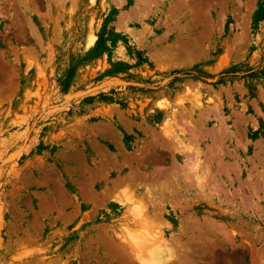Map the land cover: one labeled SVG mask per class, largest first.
I'll return each instance as SVG.
<instances>
[{"label":"rangeland","instance_id":"1","mask_svg":"<svg viewBox=\"0 0 264 264\" xmlns=\"http://www.w3.org/2000/svg\"><path fill=\"white\" fill-rule=\"evenodd\" d=\"M129 198L170 264H264V0H0V264H140Z\"/></svg>","mask_w":264,"mask_h":264},{"label":"bare ground","instance_id":"2","mask_svg":"<svg viewBox=\"0 0 264 264\" xmlns=\"http://www.w3.org/2000/svg\"><path fill=\"white\" fill-rule=\"evenodd\" d=\"M95 1H97V0H92V2H95ZM95 40H96V36H95V34H93V33H91L90 32V35H89V43H90V45L91 46H93L94 45V43H95ZM181 99V98H180ZM191 99V98H190ZM190 99H189V101H190ZM183 99H181V100H179L180 101V103H182L183 101H182ZM194 101H196V103L198 104V106L199 107H197L196 105H195V103H194V105L197 107V108H203V106H202V104H205V102H203V100H202V98H199V97H197V99L196 98H194ZM191 102V101H190ZM218 103V102H217ZM191 104H193V103H191ZM190 104V105H191ZM165 105V104H164ZM182 105H183V103H182ZM202 107H201V106ZM180 106V105H179ZM213 106V105H212ZM222 106V105H221ZM169 107H174V106H172V105H165V106H163V110H166V109H169ZM181 107V106H180ZM187 107V106H186ZM186 107H184V108H186ZM211 107V106H210ZM220 107V106H219ZM178 108V107H177ZM176 108V109H177ZM181 108H183V106L181 107ZM183 108V109H184ZM193 108H195V107H193ZM175 109V110H176ZM180 109V108H179ZM187 109V112H190V111H192L193 109L192 108H190L189 107V110H188V108H186ZM191 109V110H190ZM204 109V108H203ZM171 110V109H170ZM182 110V109H181ZM180 111V110H179ZM183 111L184 110H182V113H183ZM195 111V110H194ZM174 112V111H173ZM181 112V111H180ZM193 112V111H192ZM181 113V114H182ZM186 113V112H185ZM199 113V112H198ZM208 113H209V111H208ZM207 113V114H208ZM174 114V113H173ZM176 114V113H175ZM180 114V113H179ZM178 114V115H179ZM181 114H180V116H181ZM188 114V113H187ZM189 114H191V113H189ZM172 115V114H171ZM177 115V116H178ZM182 115H184V114H182ZM173 116V115H172ZM175 116V115H174ZM179 116V117H180ZM178 117V118H179ZM182 117V116H181ZM186 115H184V119L186 120ZM176 118V117H175ZM191 118V117H190ZM177 119V118H176ZM194 118H192V120H193ZM197 119H198V117H197ZM163 120V119H162ZM172 120V119H171ZM174 120V119H173ZM180 120V119H179ZM181 120H183V118L181 119ZM196 120V119H195ZM194 120V121H195ZM197 121V120H196ZM168 122V121H167ZM166 122V123H167ZM172 122V121H171ZM198 122V121H197ZM169 123V122H168ZM190 123V122H189ZM199 123H202V126L201 127H203L204 125H203V122H199ZM165 124V123H164ZM168 126H169V124H168ZM195 126V125H194ZM227 126V125H226ZM166 127V126H165ZM165 127H164V129H162L163 131H164V135H163V133H162V135L163 136H165V134H168V132H171V131H167V130H165ZM200 127V128H201ZM205 127V126H204ZM207 127V126H206ZM205 127V128H206ZM193 128V125L191 126V129ZM195 128V127H194ZM204 128V129H205ZM223 129V128H222ZM228 129V128H227ZM193 130V129H192ZM191 130V131H192ZM223 130H226V129H223ZM223 130H221V131H223ZM165 131H167V132H165ZM207 131V130H206ZM218 132H220V129H219V131ZM224 132V131H223ZM193 133H195V129H194V131H193ZM192 133V134H193ZM207 133V132H206ZM205 133V134H206ZM208 133H209V131H208ZM207 133V134H208ZM172 134L173 133H171V135H170V133H169V135L170 136H172ZM210 134V133H209ZM208 134V135H209ZM158 135H159V133H158ZM157 135V136H158ZM161 135V134H160ZM159 135V136H160ZM169 135H166V136H169ZM183 136V135H182ZM207 136V135H206ZM201 137V136H200ZM216 137V136H215ZM162 138V137H161ZM165 138V137H164ZM201 138H203V137H201ZM211 138V137H210ZM154 139V138H153ZM167 139V138H166ZM170 138L168 137V139L167 140H169ZM175 139H176V137H175ZM218 139V140H217ZM220 139H221V137H220ZM220 139L217 137L216 138V140L217 141H220ZM161 140V139H160ZM163 140V139H162ZM165 141V144L168 142V141ZM171 140H173V138H171ZM170 140V141H171ZM177 140H180V139H177ZM211 140V139H210ZM156 142H159L158 141V139H156L155 140ZM154 141V142H155ZM224 141V140H223ZM223 141H221V142H223ZM161 143H162V141H160ZM159 142V143H160ZM179 141H177V143H178ZM170 142H168L167 144H169ZM214 144H215V142H213ZM224 143V142H223ZM164 144V145H165ZM172 144V143H171ZM182 144H183V142H182ZM212 144V143H211ZM214 144H213V146H214ZM163 145V144H162ZM179 145V144H178ZM211 146V145H210ZM213 148V147H212ZM214 148H215V146H214ZM220 148V147H219ZM209 149V148H208ZM222 149V148H221ZM228 149V148H227ZM211 150V149H210ZM207 151H209V150H207ZM213 151V150H212ZM211 151V152H212ZM216 151H217V149H216ZM219 151V150H218ZM197 152H199V150L197 151ZM211 152H210V154H211ZM213 152H215V151H213ZM222 152H223V150H222ZM221 152V153H222ZM218 153V152H217ZM209 154V155H210ZM214 154H216V152L214 153ZM197 155H200V153L199 154H197ZM203 155H205V153L203 154ZM217 155V154H216ZM228 155V154H227ZM191 156V155H190ZM211 156H214V155H210V157ZM187 157V156H186ZM208 157V156H207ZM215 157V156H214ZM214 157H212V158H214ZM220 157V156H219ZM219 157H217V158H219ZM193 158V157H192ZM191 158V159H192ZM197 158V161H198V157H196ZM212 158H211V160H212ZM216 158V159H217ZM200 159V158H199ZM208 159V161H209V158H207ZM190 160V159H189ZM188 160V161H189ZM193 160V159H192ZM201 160H203V158L201 159ZM204 160H206V158L204 157ZM219 160V159H218ZM185 161V160H184ZM200 161V160H199ZM215 161V160H214ZM217 161V160H216ZM175 162V161H174ZM192 162V161H191ZM210 162V161H209ZM231 162V161H230ZM229 162V163H230ZM185 163V162H184ZM189 163H190V161H189ZM193 163V162H192ZM195 163V162H194ZM204 163H205V161H204ZM207 163V162H206ZM211 163H212V161L210 162V164L209 163H207V164H209V165H211ZM229 163L227 164V165H229ZM232 163V162H231ZM186 164H188L187 162H186ZM186 164H185V166H186ZM203 164V163H202ZM202 164H200V167H199V169L201 168V165ZM217 164V163H216ZM232 164H234V163H232ZM195 164H191V166H194ZM196 165H197V163H196ZM209 165H207V166H205L206 168L209 166ZM173 166H174V164H173ZM179 166V163L177 164V166L175 165V167H178ZM183 165H181V167H182ZM190 166V167H191ZM196 167V166H195ZM203 167V166H202ZM210 167V166H209ZM218 167V166H217ZM220 167V166H219ZM170 168V167H169ZM179 168H180V166H179ZM189 167H187V168H185L186 170L188 169ZM197 168V167H196ZM195 168V169H196ZM173 169V168H172ZM185 169H183V170H185ZM210 169V168H209ZM234 169V168H233ZM171 170V169H170ZM178 170H180L181 171V168L180 169H177V171ZM190 170L192 171L193 170V168L191 169L190 168ZM200 170H202V169H200ZM214 170H216V169H214ZM228 170V169H227ZM230 170V169H229ZM228 170V171H229ZM169 171V170H168ZM173 171V170H172ZM179 171V172H180ZM190 171V172H191ZM195 171V170H194ZM196 171H197V169H196ZM193 172L195 175H197V177H198V179H203V183H204V179L205 178H203V177H206V176H203V175H205V173H207L205 170V173L203 172V170H202V172L204 173H201V175L202 176H200V173L198 174V171L197 172ZM208 171H210V170H208ZM226 171V170H225ZM231 171H232V169H231ZM171 172V171H170ZM170 172H169V174H170ZM174 172V171H173ZM190 172H187L188 173V175L186 176V177H188V176H190L191 175V178L193 177L192 176V174L190 173ZM223 173H224V171H222ZM221 172V173H222ZM164 173V172H163ZM185 173V172H184ZM183 173V174H184ZM209 173V172H208ZM216 173V172H215ZM220 173V172H219ZM226 173H227V171H226ZM159 174H160V172H159ZM165 174H166V172H165ZM172 174H174V173H171L170 175H172ZM190 174V175H189ZM193 174V175H194ZM211 174V173H210ZM209 174V175H210ZM214 174V173H213ZM213 174L211 175V176H213ZM155 175V174H154ZM185 175V174H184ZM194 175V176H195ZM208 175V174H207ZM162 176V175H161ZM169 176V175H168ZM173 176V175H172ZM174 176H176V175H174ZM124 177V176H123ZM130 177V176H129ZM186 177H185V179H186ZM208 177V176H207ZM133 178V177H132ZM158 178V177H157ZM160 178V177H159ZM169 178V177H168ZM214 178V177H213ZM166 179V178H165ZM193 179H195V178H193ZM193 179H192V181H193ZM208 179V178H207ZM211 179H212V177H211ZM153 180V179H152ZM164 180V179H163ZM168 180V179H167ZM167 180H164L165 181V184H168V183H166L167 182ZM184 180V179H183ZM188 180L190 181L191 179H189L188 178ZM187 180V181H188ZM196 180V179H195ZM210 180V179H209ZM128 181V180H127ZM130 181V180H129ZM163 181V182H164ZM169 181H170V179H169ZM168 181V182H169ZM173 181V180H172ZM186 181V182H187ZM188 181V183H190ZM192 181H191V183H192ZM215 181H216V179H215ZM161 182H162V179H161ZM195 182V181H194ZM198 182V181H197ZM200 182V181H199ZM206 182V181H205ZM209 182V181H208ZM207 182V183H208ZM217 182V181H216ZM219 182V181H218ZM202 182H200V184H201ZM203 183H202V185H203ZM215 183V182H214ZM177 184V183H176ZM193 184H195V183H193ZM200 184H198V185H200ZM211 184V183H210ZM169 185V184H168ZM168 185H167V187H168ZM182 185H184V187L186 186L185 185V183L184 184H182ZM189 185V184H188ZM187 185V186H188ZM196 185V184H195ZM195 185H193L192 187H195ZM204 185H205V183H204ZM135 186V185H134ZM181 186V185H180ZM206 187L208 186V185H205ZM211 186H212V184H211ZM190 187V186H189ZM198 187H200V186H198ZM202 187H204V186H202ZM161 188V187H160ZM165 188V187H164ZM147 189V188H146ZM150 189V188H149ZM186 189V188H185ZM151 190V189H150ZM154 190V189H153ZM170 190V189H169ZM173 190V189H172ZM175 190V189H174ZM167 191V190H166ZM177 191V190H176ZM200 191V190H199ZM146 192V191H145ZM144 192V193H145ZM157 192V191H156ZM163 192V191H162ZM194 192V191H193ZM131 193H133V192H131ZM144 193L143 194H141L142 196L144 195ZM171 193V192H170ZM172 193H173V191H172ZM147 194V193H146ZM150 193H148L147 195H149ZM133 195V194H132ZM147 195H145V196H147ZM180 195H182L181 193H180ZM128 196H131V195H128ZM141 196V197H142ZM176 196V195H175ZM122 197V196H121ZM120 197V198H121ZM124 197V196H123ZM122 197V198H123ZM150 197V196H149ZM158 197V196H157ZM172 197V196H171ZM126 198H127V195H126ZM133 198V197H132ZM132 198H129L130 200L129 201H131V199ZM191 198V197H190ZM177 199V198H176ZM184 199V198H183ZM121 200V199H120ZM125 199H123V201L122 202H124L125 204H126V200L124 201ZM135 200V199H134ZM137 200V199H136ZM135 200V201H136ZM158 200H159V198H158ZM180 200H182L181 198H180ZM119 201V200H118ZM137 201H139V200H137ZM140 201H142V200H140ZM162 201V200H161ZM160 201V202H161ZM120 202V201H119ZM122 202H120V203H122ZM158 202V201H157ZM123 203V204H124ZM128 203V202H127ZM133 203V205L132 206H130L131 208H129V210H130V212H129V214H128V217H129V219L128 220H130V223L129 224H127V223H125L126 224V226H125V228H124V232H123V234H122V237H121V240L123 239L124 241H126L125 243H126V245L128 246V247H130V248H128V249H131L130 251L132 252V254L131 255H134V257L140 262V264H170L171 263V258L172 257H174V250H173V246H172V244H171V242H170V239H169V237H168V234H167V229L166 228H161V226H163V225H158L157 224V222L155 223L154 221H153V219H152V217L154 216H152V214H154V213H152V211L150 210V209H148V208H146V206L143 204H139V203H134L133 201H131V204ZM143 203V202H142ZM160 204V203H159ZM183 206H185V205H183ZM160 209H161V207H160ZM153 210H154V208H153ZM155 211V210H154ZM157 211V210H156ZM155 211V212H156ZM159 212V211H158ZM124 214V213H123ZM126 215V214H125ZM127 217V216H126ZM155 217H156V215H155ZM157 217H158V215H157ZM156 217V218H157ZM154 218V217H153ZM156 218H154V220L156 221ZM127 219V218H126ZM158 219V218H157ZM159 219H161V217L159 218ZM163 219V218H162ZM125 221V220H124ZM157 221H159V220H157ZM162 221H164V219L162 220ZM161 221V222H162ZM127 222V221H126ZM160 222V221H159ZM165 223V222H164ZM124 224V223H123ZM169 224H167V226H168ZM122 228H123V226H122ZM121 230V229H120ZM172 231V230H171ZM118 233V232H117ZM120 234V233H119ZM225 234V233H224ZM226 236V235H225ZM173 239V238H172ZM120 240V241H121ZM121 242H123V241H121ZM124 244V243H123ZM177 245V244H176ZM124 247V246H123ZM178 246H176L175 248H177ZM180 248V247H179ZM127 249V250H128ZM176 250H178V249H176ZM129 251V252H130ZM129 254V253H128ZM130 255V254H129ZM129 255L127 256V254H126V257H129ZM178 256V255H177ZM133 257V256H132ZM131 257V258H132ZM175 259V258H174ZM135 260V259H134ZM173 260V259H172Z\"/></svg>","mask_w":264,"mask_h":264}]
</instances>
